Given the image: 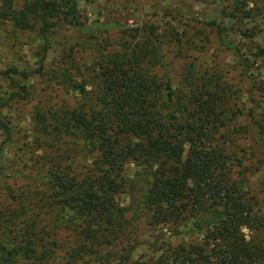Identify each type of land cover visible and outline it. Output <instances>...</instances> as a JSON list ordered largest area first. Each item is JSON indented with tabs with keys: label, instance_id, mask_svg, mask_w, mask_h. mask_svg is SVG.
Returning a JSON list of instances; mask_svg holds the SVG:
<instances>
[{
	"label": "trees",
	"instance_id": "trees-1",
	"mask_svg": "<svg viewBox=\"0 0 264 264\" xmlns=\"http://www.w3.org/2000/svg\"><path fill=\"white\" fill-rule=\"evenodd\" d=\"M75 6V0H24L20 7L16 0H0L1 19L19 29L38 28L42 41L35 70L12 67L7 73L26 77L41 72L57 24L51 20L55 16L91 38L114 27L127 34L113 20L81 23ZM234 8L232 14L240 13V18L251 16L239 5ZM219 28V33L225 32L223 25ZM140 38L131 46L124 40L120 49L99 55L95 99L87 96L85 80L75 81L66 70L61 72L66 90L82 98L76 106L57 113L54 140L63 153L78 151V140L92 152L83 173H72L60 162L49 169L48 199L70 211L76 231L65 264H264V223L254 212L243 183L227 166L226 148L217 137L233 100L228 82L218 71L201 72L191 62L181 76L183 92L176 93L168 71L162 70L166 64L157 34L143 29ZM221 39L251 76L238 45L226 36ZM157 66L163 75H158ZM21 88L0 102V108L15 96H25ZM249 100L252 107L247 116L256 125V142L262 146L264 130L253 121L255 100ZM0 130L1 185V160L12 137V128L1 114ZM66 135L75 139L69 141ZM128 163L138 167L131 177L125 174ZM120 193L128 196L127 204L119 202ZM20 216L0 210L1 228L11 231L17 228L16 220L21 224L18 249L0 241V264H21L20 254L40 258L48 252L45 246L38 254V241L33 240L37 221ZM142 222L156 232L148 244V257L136 258V230ZM188 224L197 232L196 238L176 245L166 241L167 231L178 235ZM243 228L261 231L258 248L246 239Z\"/></svg>",
	"mask_w": 264,
	"mask_h": 264
},
{
	"label": "rangeland",
	"instance_id": "rangeland-1",
	"mask_svg": "<svg viewBox=\"0 0 264 264\" xmlns=\"http://www.w3.org/2000/svg\"><path fill=\"white\" fill-rule=\"evenodd\" d=\"M75 1L81 23L113 20L127 29V34L114 27L91 38L78 34L75 27H68L55 16L51 20L57 24L50 34L43 69L39 74L26 77L8 74L7 70L15 67L33 71L38 67L42 47L38 28L19 29L11 21L0 18V102L19 87L26 91L25 96H15L0 108V114L12 128L11 140L1 160L0 210L6 215L15 212L21 214V218H34L37 226L32 236L38 241V254L48 246L46 256L40 258L37 254L27 257L20 254L21 264H65L69 259L68 250L76 240L70 211L51 204L48 199L51 165L60 162L72 173L79 174L87 171L92 157V152L80 140L78 151L73 154L63 153L54 140L57 113L76 106L82 98L76 91L66 90L63 86L66 78L61 72L66 70L67 77L75 81L85 80L87 96L95 99L99 55L120 49L125 41L131 46L141 37L143 29H152L157 34L162 62L167 68L162 70L168 71L176 93L183 92L181 76L191 62L201 72L218 71L228 82L233 100L225 124L217 133L218 142L226 148L227 166L243 183L254 212L264 223V141L262 146L258 145L256 125L247 116L252 107L251 98L255 100L253 121H258L264 130V52L261 50L264 48V0H246L244 5L240 4L242 0ZM23 2L16 0V6L20 7ZM236 5L250 11L251 16L240 18V13L232 14L236 13ZM222 25L225 32L221 34L218 29ZM223 36L238 45L251 76L246 75L239 58L226 48ZM156 69L158 75H163L161 67ZM40 121L46 125L44 130ZM2 139L0 130V142ZM66 139L75 138L66 135ZM137 169L133 163H128L125 174L131 177ZM118 200L127 204L128 196L120 193ZM14 225L17 228L11 231L0 227V241L18 249L17 230L21 224L16 220ZM189 226L182 227L183 232L178 235L167 231L166 241L176 245L196 238L197 232ZM243 231L246 239L258 248L261 231L248 228ZM155 232L145 222L139 225L134 257H148V244Z\"/></svg>",
	"mask_w": 264,
	"mask_h": 264
}]
</instances>
